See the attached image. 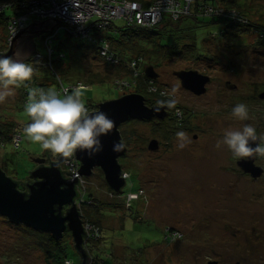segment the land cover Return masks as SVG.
<instances>
[{
	"label": "rangeland",
	"instance_id": "1",
	"mask_svg": "<svg viewBox=\"0 0 264 264\" xmlns=\"http://www.w3.org/2000/svg\"><path fill=\"white\" fill-rule=\"evenodd\" d=\"M146 1L151 5L158 0ZM229 1H216V8L228 10L230 17L227 19L236 22L233 24L235 28L244 24L242 31L233 30L236 38L221 39L216 25L195 30L194 27L200 24L192 20L178 25L177 22L174 25H177L175 37L169 43L175 56L160 61L149 54L139 65V70L138 66H133V59L127 66L132 74L116 73L110 67L116 65L117 60L113 59L108 65L102 62L91 50L87 39L61 33L54 38V46L58 43L64 45L61 52L66 63L63 68L71 79L69 85L76 86L77 82L80 86L85 85L88 78H109L105 83L96 80L95 86L83 90L85 103L90 101L99 105L123 95L138 94L149 101L155 96L158 102L153 107H163L166 103L161 104V101H167L173 95L176 99V105L170 112L172 123L163 125L161 123L166 120L153 118L128 121L119 127L121 141L126 147V155L118 162L126 175L121 195L108 189L98 169H94L89 178H83L84 187H79L80 197L74 203L78 199L81 201L83 215L87 218L89 214L85 210L90 206V194L101 203L100 211L104 215L98 232L99 238L100 234L103 238L91 240L87 235L83 238L86 255L98 252L103 257L108 253L113 259L106 260L105 264H205L208 247L215 252L221 245L231 246L230 243L236 242L224 230V223L230 224L233 231L241 236L252 235L250 216L253 212L264 213V175L252 176L253 179L258 178L257 181L244 178L236 166L237 159L225 147L218 149L216 144L226 130L239 129L246 123L253 124L257 133L264 135V99L260 98L264 95V47L257 45L263 41V31L243 22L250 19L264 25V0ZM235 7L243 11L241 18L234 13L237 11ZM158 8L164 7L159 5ZM213 10L216 11L214 16L224 18L223 10ZM190 16L189 13L185 18ZM122 25L120 20L114 22L115 27ZM195 34L199 49L193 52V59L181 60L187 57L183 47L192 44L188 39ZM223 35L227 38L228 33ZM30 38L37 46L34 54L37 50L43 53L41 41L44 43L46 36ZM2 44L0 41V46ZM30 57L24 63H31ZM148 67L158 75L156 80L150 79L155 81V92L145 86L141 77H135V72L144 75ZM180 71H194L209 77L206 93L198 97L184 90L174 76ZM49 82L53 83V79L50 78ZM55 87L53 84L51 90ZM17 99L15 92L8 102L0 103V124L14 122L22 134L21 146L17 149L6 146L0 135V142L4 145L0 149V167L16 182L25 183L28 174L34 170L32 159L45 158L46 154L38 144L29 143L23 135L22 129L28 124L29 117ZM237 103L248 106L249 120L239 121L231 117V110ZM175 121L178 127H175ZM180 131L186 134L183 140L176 135ZM152 140L158 143L155 152L147 149ZM7 142H12V138ZM180 143L184 144L182 149L178 147ZM50 156L47 162H55V158ZM24 187L20 185L19 189L24 190ZM69 207L63 208V214ZM85 218L82 217L81 225L84 230L85 227L89 230L91 228L87 225H94ZM26 229L22 225L13 226L0 217V264H6V261L12 264H46L43 247L50 234L40 233V237ZM166 231H175V237L178 234L175 241L164 242ZM65 235L59 241L64 240L67 245L68 259L72 264H82L72 238ZM195 258H200V261L194 262Z\"/></svg>",
	"mask_w": 264,
	"mask_h": 264
},
{
	"label": "water",
	"instance_id": "2",
	"mask_svg": "<svg viewBox=\"0 0 264 264\" xmlns=\"http://www.w3.org/2000/svg\"><path fill=\"white\" fill-rule=\"evenodd\" d=\"M37 28L38 24L34 23L20 29L13 37L14 39H11L9 52L0 56H12L20 62L28 61L29 57L35 53L30 37H38L42 32L49 31V29L41 28L36 30ZM32 29L34 31H31ZM144 75L151 80H156L158 77L152 67L146 68ZM174 76L184 90L198 97L206 93V86L210 82L209 77L194 71H180L174 73ZM260 98L264 99V95ZM97 108L114 122V127L110 134L100 138L102 150L96 155L89 157L85 153L75 154L79 163V170L76 173L61 172L59 168L61 163L58 162H51L49 167H45L44 158L32 159V163L37 168L29 174L33 182L25 184L27 194L21 193L17 189V183L7 177L0 167V217L13 225H22L40 233L50 234L55 241L61 240L63 234L69 232L82 264H85L87 255L83 249L85 230L82 228L81 218L74 204V199L77 197L78 178H89L93 170L98 169L107 187L114 194L121 195L126 180L123 177L122 165L118 162L126 155V147L119 153L113 152V144L122 142L119 127L128 121L163 119L166 115L164 106L150 108L145 105V99L138 94L123 95L118 99L105 101ZM255 146V144L252 145L253 148ZM157 148V141L152 140L147 149L155 152ZM45 154L46 158L50 156L47 151ZM238 166L254 177H258L261 173L260 169L253 166L252 157L247 161L239 162ZM62 173L71 175L72 178L65 176L64 178ZM66 206L70 207L65 209L66 213L63 214L62 210ZM87 263L91 264L90 260Z\"/></svg>",
	"mask_w": 264,
	"mask_h": 264
},
{
	"label": "trees",
	"instance_id": "3",
	"mask_svg": "<svg viewBox=\"0 0 264 264\" xmlns=\"http://www.w3.org/2000/svg\"><path fill=\"white\" fill-rule=\"evenodd\" d=\"M34 1L35 0H0V7L5 6V9L2 12H0V30H1L0 41L3 43L0 46V55H5L10 50L9 43L14 38H12V40L10 42L8 41V38H10L8 27H9L11 20L14 18L19 19V18L25 17V18H27V22L29 23V26H31V24L36 23V24H38V28H41L44 30L49 29L48 32H42V34H45V35L40 34L36 38L40 39V36H41V39L45 36L51 37V45L49 46V48L52 50L50 67H43L41 65L33 66L35 71H34L32 80L30 82H28L27 87L21 86L20 88L16 89V91H15L16 94L18 95L17 100H18V102H20V105L23 109H24V103L28 98L30 88H43L45 91H48V90H51V87L54 84V85H56L54 91H56L59 94L57 79H59V81L62 84L67 83V85H69L68 83H71V82H69V80H71V79H69V77H70L69 72L63 68V66L66 64L63 61L65 59V56L61 52V49L64 45L62 43H58L56 46H54L53 40H54V38H57L60 33L66 35L68 37H72L73 35H68L67 33H65L61 29V26L59 25V23H57V21L41 20V19H37L35 16H31L30 15V6H31V3ZM137 1L140 2L143 7H147L150 4L146 0H137ZM216 1H219V2H225V1L227 2L228 1V2H230L229 0H194V3H193V0H191V7H193V8H191V10H190V14H191L190 17L185 18V16H183L182 17L183 20H182V18H180V19L176 20L175 22L164 20L163 22H161L155 26L149 27V28L138 27L137 25H126L123 22V20H120L123 23L122 27H115L114 26L115 21H113L110 23V25L108 27H105V28L102 27L100 30L95 28V29L90 31L91 32L90 36H92V38H95L97 40H102L103 43H100L99 45H97L96 43L92 44L91 50L93 51L94 54L98 55V57H100V59H102V62H105L108 65L110 62L106 61L101 56V52H103L104 47L107 46V53L111 54L113 56V59L117 60V64L110 67V68H113L115 71H117L116 73L127 72V73L132 74V71H130L127 68V66H129V64L133 62V59H134L135 63L137 64L135 66V68L138 66L137 69L139 70V65L141 64V62L144 59H147L146 56H148L149 54L153 58L154 57L159 58L160 61L167 60L169 57L175 56V51L171 47V44H169V43H171L172 37L173 36L175 37L174 28L177 27V25L180 24V22H183L185 20H192V21L196 22V24H200L199 26L194 27L195 30L203 28V27L207 28L208 26H213V25L218 26L219 31H218L217 35L221 36L222 37L221 39H223V40H225V39L228 40L230 37L236 38V37H234L233 32L234 31H242V28H243L242 26L244 24L235 28L233 24H235L236 22H233L230 19H227V17H230L228 10H226L222 7L216 8L217 7ZM207 7L217 9V10H223L225 13L224 18L219 19V18H217V16H214L213 14L205 12L204 9ZM235 9H237V11H234V13H236L237 15H240L239 18H241L243 11L237 7H235L234 10ZM7 11H9L8 14H7ZM214 12L216 13V11H214ZM205 20H208V21L205 22ZM243 22L248 27L254 28L255 26H257V28L260 30V32L263 31V34H262L263 35V38H262L263 41H260V43H257V45L264 47V25L261 23H254L250 19H247ZM176 23H177V25L174 27V25ZM38 28L36 30H38ZM253 28H251V30H253ZM31 31H34V30L32 29ZM226 33H228L227 38H226V36L223 35ZM3 36H4V38H3ZM73 37H75V36H73ZM78 38L82 39L80 37H78ZM195 38H197L196 34L193 38L188 39V41L192 44L191 45L189 44V45L183 47V49L184 48L186 49L185 55H187V57H182L183 53H185V52L179 53V56L182 57L181 60L187 61L188 59H193L192 58V56L194 55L193 52L197 51L199 49ZM41 43H42L41 47L43 49V53H40L38 50L36 52H37V54L45 56V49L43 47V42L41 41ZM32 45L35 48H37L35 43H32ZM171 49H173V50L171 52H169V50H171ZM133 53H136V55H133ZM33 55H35V54L33 53ZM32 57L33 56H31L30 59ZM135 73H136V75H135L136 79H137V77L138 78L141 77L140 79H142V82H144L146 87L152 88L154 90L153 92L156 91L155 85H154L155 81L154 82L151 81L150 79L145 77L143 74H138L137 72H135ZM50 78L53 79V83L49 82ZM96 80L101 82V83H105V81L109 80V78L106 79L105 77H103L100 80L99 79L92 80L91 78H88L85 81V85H83V90L85 88L95 86L97 84ZM131 80H132V78H131ZM132 81H134V80H132ZM77 83H79V82H77ZM77 83H76V86L79 85ZM76 86H75V84L71 85V87H76ZM114 86H116L115 82H114ZM138 88L139 87L137 86V89ZM71 91H70V93H71ZM155 98L156 97L154 96L151 99V101H149L145 97V105L150 106V107L157 105L158 101L155 100ZM86 105L93 110L97 109V107H98V105L96 103H92L90 101H87ZM169 110L171 112V108H169ZM170 115H172V114L170 113ZM29 122H30V120H29ZM137 122H140V121H137ZM169 123H172V121L163 122L161 124L167 125ZM178 125L179 124L177 123V121H175V127H178ZM19 131L20 130L16 127L14 122H11L8 124H0V135L3 136L4 140L6 141V142L3 141V143L6 144L7 146H8V144H10V142H7L8 139L12 138L13 135ZM20 146H21V143L19 145V148H20ZM50 157H52V156H50ZM56 162H57V160H56ZM4 173H5V171H4ZM29 174H28V176H29ZM62 176L64 177L63 173H62ZM7 177H9V176H7ZM9 178L12 179L14 182H16L13 178H11V177H9ZM16 183L18 185L17 189L21 193H27L28 194V191L26 190L25 187H24V190L23 189L20 190L19 189L20 183H18V182H16ZM24 186H25V184H24ZM25 190H26V192H25ZM76 192H77V197H80V192L77 190V186H76ZM122 193H123V190H122ZM88 196H89L88 201H90V206L87 207L85 210L89 214V215L86 214L88 216L87 218H85V216L83 215L82 210L84 208L81 207L82 203L79 199L75 202V205H76L77 210L79 212L80 218L82 219V217H83V218L87 219L88 220L87 222L92 223L94 226H96L98 229V232H99L100 231V223H101V220L103 219V216H104L103 213H101V211H100L101 203L99 201H96V199L94 197H91L90 194H88ZM96 204H99V205L97 206ZM62 211H64V210H62ZM3 219H5V218H3ZM137 220H138V218L136 217V221ZM11 225H13V224H11ZM13 226H20V225H13ZM26 230L28 232H30L31 234H35L37 236L42 237L40 232L38 233L37 231H34L30 228H28ZM172 232H175V231L166 232L165 234L168 235L169 233H172ZM67 234H69L68 236L71 237L69 232H66V235ZM165 234H164V236H165ZM97 236H98L96 238L97 240L103 238V236L101 234H100V238H99L98 233H97ZM47 241L48 242H46L45 247H43V253L45 256V263L46 264H65L66 261H70L67 257V248L68 247H66L67 245L64 244V240L63 241H55L51 237V235H47ZM83 249L85 250L84 243H83ZM85 252H87V251L85 250ZM111 258L113 259V257L109 256L108 253L102 257V255L98 254V252H92V253L89 252V254H87V259H86L85 264H88L87 262L89 260L90 261L91 260L96 261V262H93L91 264H100V263L105 264V261L106 260L108 261ZM6 263H12V262L6 261Z\"/></svg>",
	"mask_w": 264,
	"mask_h": 264
},
{
	"label": "clouds",
	"instance_id": "4",
	"mask_svg": "<svg viewBox=\"0 0 264 264\" xmlns=\"http://www.w3.org/2000/svg\"><path fill=\"white\" fill-rule=\"evenodd\" d=\"M34 71L31 63L20 62L12 56H0V103L8 102L21 86L27 87ZM160 103L174 108L176 99L173 95ZM24 111L30 122L23 127V135L29 143L38 144L49 152L58 163H67L77 152L89 157L96 155L102 150L100 138L110 134L114 127V122L105 113L86 105L83 85L63 96L54 90L30 88ZM230 115L239 121L250 119L248 106L244 103H237ZM176 135L181 140L186 136L182 131ZM253 144L256 145L254 148ZM222 146L237 160L264 158V135H259L251 123L239 129L226 130L216 144L218 149ZM178 147L182 149L184 144L180 143ZM124 148L122 142L113 144L114 153Z\"/></svg>",
	"mask_w": 264,
	"mask_h": 264
},
{
	"label": "built area",
	"instance_id": "5",
	"mask_svg": "<svg viewBox=\"0 0 264 264\" xmlns=\"http://www.w3.org/2000/svg\"><path fill=\"white\" fill-rule=\"evenodd\" d=\"M159 5H162L164 8L159 9ZM191 8V0H158L156 3H152L147 7H143L137 0H35L31 3L30 15L41 20H57L59 21L58 23L61 26V29L68 35L87 39L86 41H88L91 45L94 43L99 45V43H103V41L90 36V31L95 28L100 30L102 27H108L111 22L116 20H123L126 25H137L138 27L149 28L163 22L164 20L175 22L181 16L183 17L188 15ZM4 9L5 6L0 7V12ZM204 11L213 15L215 13L213 8L210 7L205 8ZM28 25L29 23L25 17L12 19L8 27L10 36L8 41L10 42L20 29L26 28ZM50 45L51 37L46 36L43 43L45 56L40 54L33 55L30 59L33 66L41 65L43 67H50L52 54V50L49 48ZM101 56L106 61H114L113 56L107 53V46L104 47L103 52H101ZM136 65L137 64L134 62L133 66L135 67ZM57 83L58 92L61 96L69 94L71 90L79 87L64 85L59 81V79H57ZM21 141L22 135L19 131L13 135L12 142H10L8 146L11 145L14 149H17L19 148ZM3 147V143L0 142V149ZM60 170L61 172L65 171L76 173L79 170V163L77 162L75 156L67 163H61ZM64 176L72 178V176L68 174H64ZM123 177L126 179L125 174H123ZM78 181L77 190L80 191L79 189H82L85 183L83 178L80 177L78 178ZM87 226L91 229L86 230L85 227V234L91 240L96 239L98 237L97 227L92 225ZM177 237L178 234L175 237V232L169 233L168 235L165 234L164 241L166 243L173 242ZM84 248L86 250L85 242ZM65 264H72V262L66 261Z\"/></svg>",
	"mask_w": 264,
	"mask_h": 264
},
{
	"label": "flooded vegetation",
	"instance_id": "6",
	"mask_svg": "<svg viewBox=\"0 0 264 264\" xmlns=\"http://www.w3.org/2000/svg\"><path fill=\"white\" fill-rule=\"evenodd\" d=\"M166 116L163 118L165 121H172L170 117V110L166 106ZM127 123V122H126ZM195 138V137H194ZM45 156V155H44ZM43 157V156H42ZM44 158V157H43ZM45 166L48 167L51 162H47L48 158L45 156ZM245 159L236 160V166H238L239 162H243ZM56 162V160H55ZM253 166L261 170L260 177L264 175V158H256L252 157ZM37 166L34 165V170ZM240 171V175L244 178H247L249 181H257V179H253L252 175L245 173L241 166L238 168ZM33 182L31 178H28L24 184H29ZM250 224L252 223V235H239L240 233H236L233 231V228L230 224L224 223L223 228L226 232L229 233L230 237L235 240V243L231 246L221 245L219 251L213 252L212 249L206 253L205 264H264V213L253 212L250 216ZM215 250V249H214ZM89 254V253H88ZM110 256V255H109ZM200 258H195V261H200ZM203 261V262H204ZM91 263L96 262L91 260ZM203 264V263H201Z\"/></svg>",
	"mask_w": 264,
	"mask_h": 264
},
{
	"label": "bare ground",
	"instance_id": "7",
	"mask_svg": "<svg viewBox=\"0 0 264 264\" xmlns=\"http://www.w3.org/2000/svg\"><path fill=\"white\" fill-rule=\"evenodd\" d=\"M98 109V108H97ZM77 199V197L74 199V201ZM75 204V203H74ZM101 264V263H100Z\"/></svg>",
	"mask_w": 264,
	"mask_h": 264
}]
</instances>
